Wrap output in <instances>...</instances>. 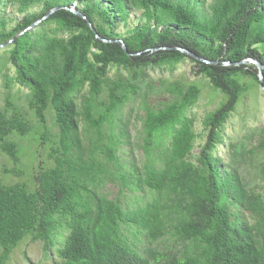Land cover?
Returning a JSON list of instances; mask_svg holds the SVG:
<instances>
[{
	"label": "trees",
	"instance_id": "obj_1",
	"mask_svg": "<svg viewBox=\"0 0 264 264\" xmlns=\"http://www.w3.org/2000/svg\"><path fill=\"white\" fill-rule=\"evenodd\" d=\"M207 1L0 0V154L15 166L0 172V264L24 242L41 246L36 264H264V128L235 144L222 136L261 88L244 61L261 64L264 89V0ZM73 3L85 19L67 10ZM7 9L21 15L14 26ZM132 12L140 21L119 34ZM186 60L217 108L196 133L201 87L159 81L164 101H140L142 154L125 160L124 107L148 70ZM14 83L27 90L26 112L10 101ZM32 134L46 159L35 150L17 167L15 139Z\"/></svg>",
	"mask_w": 264,
	"mask_h": 264
},
{
	"label": "rangeland",
	"instance_id": "obj_2",
	"mask_svg": "<svg viewBox=\"0 0 264 264\" xmlns=\"http://www.w3.org/2000/svg\"><path fill=\"white\" fill-rule=\"evenodd\" d=\"M211 0L207 1L209 5ZM74 7V3L72 4ZM71 6V7H72ZM40 7L35 6L31 8L28 13H37L39 12ZM7 16L13 19L9 24L10 26H14L16 21H20L21 15H18L14 12L13 9H7L5 11ZM140 14L137 12H132L127 20V26L119 25L117 27V32L121 35H124L128 30H132L140 21ZM258 51H261V46L257 47ZM253 66V65H252ZM253 68H256L253 66ZM5 70L0 72V108L5 106L4 98L7 90L3 86L2 74ZM115 73V69L111 70V75ZM147 78L145 80V84L140 87V91L137 96L131 99L127 105L124 107V120L127 119L126 115L132 111L131 118L129 120L128 125V134L129 139L128 144L124 146L123 151L125 154L122 156L125 160H130L131 158H136L137 160L141 156V149L139 144L141 141L138 139V130H139V121L137 120L138 116L142 115V112H139L140 101H144L147 106L155 107L158 103L164 101V95L157 92L155 93V88L159 85V81L167 80L169 82L181 81L187 84H197L202 89L201 98L197 104V106L191 111V116H194L195 124L194 128L196 133H200L202 130L201 121L203 117L207 113H211L214 111L218 104L221 101V98L217 94H212L209 91V87L206 81L200 79L199 77L194 76V64L190 60H186L180 65H178L174 70L170 71L167 69H153L148 70ZM9 76H12V72L9 73ZM148 84V89L145 88V85ZM10 101L18 108L20 111L26 112V100L25 95L27 94V90L20 87L17 84H12L9 90ZM17 98V99H16ZM32 120V118H30ZM49 126V125H48ZM264 128V90L256 86L252 92L248 93L238 104L235 113L228 120L222 130L223 139L228 143L235 144L238 142L243 136L256 133L257 130ZM34 134L22 138V140L15 139L19 146L21 147L22 155L20 156V164L17 167L27 166L29 161L32 159L31 152L33 153L35 150L38 153L35 155L36 158L40 160L46 159L47 150L36 148L34 146L35 135ZM14 136L12 137V139ZM258 136H255V140ZM203 140H197L195 144V149L193 154L196 155L199 152V147L202 145ZM217 154L221 155V148L217 150ZM227 162V160H226ZM7 169L15 168V166L5 157L3 154H0V172L3 170V167ZM242 171V170H241ZM26 173H29L26 171ZM248 175H252L249 173ZM245 176V174H244ZM9 176L6 178L8 180V184L14 183V181H18V179L11 180ZM22 180V179H20ZM13 181V182H12ZM111 196L116 192L114 188L109 189ZM21 245V244H20ZM19 245V246H20ZM19 246L13 251L10 255V258L7 264H26L25 260L29 259L30 262H36L41 260L42 249L40 245H34L30 243H23L22 246ZM61 246V243H60ZM60 246L58 248H60ZM19 248V250H18ZM57 248V249H58ZM18 250V251H17ZM17 251V252H16ZM57 252V250H56ZM42 264H51L49 261L45 260Z\"/></svg>",
	"mask_w": 264,
	"mask_h": 264
},
{
	"label": "water",
	"instance_id": "obj_3",
	"mask_svg": "<svg viewBox=\"0 0 264 264\" xmlns=\"http://www.w3.org/2000/svg\"><path fill=\"white\" fill-rule=\"evenodd\" d=\"M75 7H76V3H74V7L72 6L71 8H66L68 11L82 17L83 19H85V17L83 15H81L80 13H78L76 10H75ZM59 8H54L53 10L50 11V13L48 15H46L44 18H42L41 20L37 21L36 23H34L32 27L38 25L39 23H41V21L45 20L51 13L57 11ZM115 42L117 43H121L122 45V49L124 51H126V48L124 46V44L120 41V40H116ZM0 48H2V46H0ZM181 52H184L188 55H190L188 52L184 51V50H181ZM242 64H245V65H253L256 67L257 71H258V78H259V83H260V87L263 89V67L261 66V64L257 61H254V60H246L244 61ZM264 90V89H263Z\"/></svg>",
	"mask_w": 264,
	"mask_h": 264
}]
</instances>
